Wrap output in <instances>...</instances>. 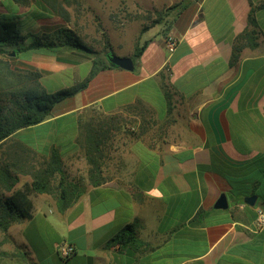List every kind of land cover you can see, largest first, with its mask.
Listing matches in <instances>:
<instances>
[{
    "label": "crops",
    "instance_id": "obj_1",
    "mask_svg": "<svg viewBox=\"0 0 264 264\" xmlns=\"http://www.w3.org/2000/svg\"><path fill=\"white\" fill-rule=\"evenodd\" d=\"M13 4L0 0V16ZM252 8L256 27L249 23ZM174 14L166 34L159 24L150 27L134 69H101L43 121L18 128L0 145V164L22 169L29 150L43 159L57 148L78 185L67 190L76 199L64 210L38 193L31 217L0 230V249L9 253L0 264H264V228L256 226L264 201V0H198ZM247 28H255V44L245 43L232 61ZM170 34L179 39L172 53ZM29 50L21 59L46 71L41 82L49 90L72 86L91 70V62ZM137 102L150 108L153 126L136 130L131 143L109 145L104 180L91 184L77 144L82 121L91 109L117 116ZM25 175L11 172L13 189L30 182ZM5 183L0 179V197L12 193ZM222 193L229 206L216 208ZM253 194L250 205L244 198ZM129 223L137 240L109 245ZM61 241L75 247L69 258L56 250Z\"/></svg>",
    "mask_w": 264,
    "mask_h": 264
},
{
    "label": "trees",
    "instance_id": "obj_2",
    "mask_svg": "<svg viewBox=\"0 0 264 264\" xmlns=\"http://www.w3.org/2000/svg\"><path fill=\"white\" fill-rule=\"evenodd\" d=\"M13 1L19 5L26 6L34 0ZM40 1L43 5H46H44L45 7L41 5L43 9L47 10V8H49L53 12H60L62 0ZM40 1L39 3L41 4ZM196 1L198 0H179L164 9L149 10L147 19H153L152 26L156 24L161 25L162 32L166 34L173 23L175 16L174 12L180 14L184 9ZM249 23L253 27L257 26L253 8L249 15ZM150 27L151 26H144L142 33H145ZM255 34V28H247L237 37L233 48L232 61L238 59L241 48L245 43L251 45L255 44ZM26 39L27 36L22 32L16 20L0 18V45L16 46ZM148 42L149 39L141 40V37L137 40L134 51L130 55L134 60V64L139 61ZM51 44L54 43H44L39 38L34 37L28 48L39 49L44 46H53ZM63 44L64 43H62V45ZM65 44L90 52L94 54V58L91 60V70L85 79L78 81L72 86L57 90H48L42 84L41 78L45 70L34 65H26L28 69L21 71L18 70L17 67H14L9 59L0 57V145L18 128L43 121L50 114L53 106L57 102L86 88L91 78L101 69L116 66L112 64L107 57L108 53H114L110 46H106L103 52H98L81 42L72 43L67 41ZM3 96H7L10 99V107H6L3 103ZM127 108L132 111L133 109H135V111L138 109L141 115L145 113L151 115L150 108L140 102L129 105ZM89 111H95L99 113V116H92L90 120L86 119L82 121L77 137V144L80 146L88 163L89 181L91 184L97 185L104 180L102 175V161L105 156L104 151L111 145L110 140L116 133V127L119 126H114L112 121L113 119L117 121V118H115L117 116L104 115L97 109H91ZM118 120L121 121L120 119ZM143 120L144 123L140 126V130L145 133L153 126L152 118L147 120L143 118ZM119 121H117V123H119ZM153 124H157V120H153ZM150 135L151 134H147L149 138ZM28 152L30 158L25 169L14 167L12 162L10 163L6 160L0 165V179L9 182V184H5L10 190L15 184V180H13L14 176H11V172L26 174L31 177V182H26L22 188L13 190L12 194L1 202V231H7L9 225L13 221L31 217L33 209L31 195L33 193L46 192L55 194L57 192V202L61 210H64L76 199L74 196L68 195L67 190L69 188L78 189V185L66 182L63 159L57 148H52L48 156L43 159L37 158L30 150ZM55 182H57V184H55ZM136 240L135 226L133 223H129L118 230L108 241V244L112 245L119 243L124 246ZM1 254L6 255L8 253L2 251L0 252V255Z\"/></svg>",
    "mask_w": 264,
    "mask_h": 264
},
{
    "label": "rangeland",
    "instance_id": "obj_3",
    "mask_svg": "<svg viewBox=\"0 0 264 264\" xmlns=\"http://www.w3.org/2000/svg\"><path fill=\"white\" fill-rule=\"evenodd\" d=\"M39 1H31L26 6L13 1L12 9L0 16V18L16 20L22 32L27 36V39L19 45H0V57L9 59L12 65L21 71L28 69L26 66L28 64H24L21 58L26 59L31 55L32 51L29 50L28 46L34 37L39 38L44 43H54L51 44L53 46L41 47L40 51L67 55L77 58L80 63H90L94 58V54L65 44L67 41L72 43L81 42L98 52H103L106 46H110L116 54L130 51L139 37H141V40H145L149 36L150 32L148 30L142 33L144 26H152L153 19H147L148 11L164 9L167 4L176 0H62L59 13L53 12L49 8L47 10L43 9L41 5L44 6L45 4L43 5L41 1V4H39ZM21 9H26L27 12H21L23 11ZM158 28L159 25H156L152 31ZM62 43L64 44L62 45ZM37 58L41 59L45 56L37 55ZM79 68H81V75L84 76L87 72V65L81 64ZM2 99L6 107L11 106V101L7 96H3ZM140 114L138 109L132 111L126 107L122 114L115 117L117 121L120 119L122 122L117 123L116 119L112 120L114 126H119L116 127V133L110 140L112 146L133 142L135 131L140 129V126L144 123L143 118L146 120L151 118L149 113L142 114V118ZM92 116H99V113L88 111L87 119L90 120ZM138 117L143 120L141 124L137 121ZM147 138L149 137L147 136ZM65 175L66 182H71L70 176L66 173ZM22 187L23 185L20 188ZM15 189L18 188L14 187L12 191ZM44 194L49 195L57 202V192L55 194L44 192ZM37 195L38 193L31 195L33 204L34 197ZM6 197H0V206ZM2 251L8 253L6 250L0 249V252ZM6 255H9V253Z\"/></svg>",
    "mask_w": 264,
    "mask_h": 264
},
{
    "label": "built area",
    "instance_id": "obj_4",
    "mask_svg": "<svg viewBox=\"0 0 264 264\" xmlns=\"http://www.w3.org/2000/svg\"><path fill=\"white\" fill-rule=\"evenodd\" d=\"M179 39L175 35H168L166 38L167 49L170 53L174 52L178 46ZM256 226L264 228V207L257 208ZM58 254L66 259L75 253V247L67 241H61L56 244Z\"/></svg>",
    "mask_w": 264,
    "mask_h": 264
},
{
    "label": "water",
    "instance_id": "obj_5",
    "mask_svg": "<svg viewBox=\"0 0 264 264\" xmlns=\"http://www.w3.org/2000/svg\"><path fill=\"white\" fill-rule=\"evenodd\" d=\"M107 57L109 61L121 68L132 70L134 69V60L131 56H121L116 53H108ZM258 196L256 194L246 196L244 201L250 205H255ZM216 208H227L229 206L227 195L222 193L217 199L215 205ZM262 206L264 207V201L262 202Z\"/></svg>",
    "mask_w": 264,
    "mask_h": 264
}]
</instances>
